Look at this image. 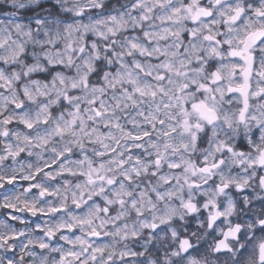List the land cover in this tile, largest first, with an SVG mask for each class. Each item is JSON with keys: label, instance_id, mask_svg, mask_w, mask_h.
Listing matches in <instances>:
<instances>
[{"label": "clouds", "instance_id": "obj_1", "mask_svg": "<svg viewBox=\"0 0 264 264\" xmlns=\"http://www.w3.org/2000/svg\"><path fill=\"white\" fill-rule=\"evenodd\" d=\"M0 264H264V0H0Z\"/></svg>", "mask_w": 264, "mask_h": 264}]
</instances>
